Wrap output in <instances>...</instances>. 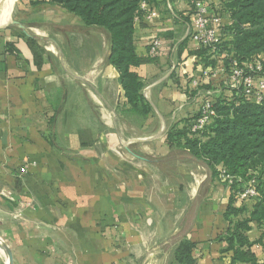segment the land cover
Masks as SVG:
<instances>
[{"label":"crops","instance_id":"0c3cea01","mask_svg":"<svg viewBox=\"0 0 264 264\" xmlns=\"http://www.w3.org/2000/svg\"><path fill=\"white\" fill-rule=\"evenodd\" d=\"M168 4L179 12L184 1H160L135 27L139 55L164 42L136 68L151 107L137 136L101 31L92 41L98 30L75 15L28 0L22 28L0 27V264H231L228 187L146 130L192 117L204 96L192 81L214 69Z\"/></svg>","mask_w":264,"mask_h":264},{"label":"trees","instance_id":"16d2710c","mask_svg":"<svg viewBox=\"0 0 264 264\" xmlns=\"http://www.w3.org/2000/svg\"><path fill=\"white\" fill-rule=\"evenodd\" d=\"M28 1L31 7L59 6L79 18L85 28L101 31L108 42V61L118 71L125 103L142 116L150 112L151 107L141 93L143 83L136 68L153 62L161 51L151 56L149 43L146 54L139 55L134 32L136 26L144 24L146 10L141 8V3L154 9L163 0ZM210 5L223 14L225 22L231 21L223 28L226 39L224 37L218 46L220 52L228 54L220 61L226 70L233 63L241 66L264 53V0H211ZM179 16L184 22L189 21V16L183 13ZM186 41L178 45V51ZM196 54L205 61L211 56L215 58L206 48H200ZM215 61L211 58L210 64L214 67ZM259 78L260 75L254 76V79ZM214 79L203 82L199 88L213 90L219 86L212 105L215 116L201 131L192 132L198 109L192 117L180 121L181 126L179 123L171 125L164 137L170 147L187 152L206 166L211 180L228 187L230 196L224 212L228 226L221 240L231 252V264H264V261L259 262V254L254 250V246H258L264 253V100L247 97L241 87L228 89L223 75L217 81ZM247 187L254 189L255 196L241 199L240 194ZM253 230L255 237L251 240L249 233Z\"/></svg>","mask_w":264,"mask_h":264},{"label":"built area","instance_id":"2783aa9c","mask_svg":"<svg viewBox=\"0 0 264 264\" xmlns=\"http://www.w3.org/2000/svg\"><path fill=\"white\" fill-rule=\"evenodd\" d=\"M184 6L175 12L172 6L168 4V9L172 13V19L181 21L185 26V37L197 44L196 49L206 48L209 54H214L217 64L214 69L207 68L202 72V78L205 82L210 81L211 76L217 74L223 75L224 85L228 89H239L249 98L255 101L264 100V53L253 57L252 61L244 62L241 66H236L234 63L226 70L221 59L228 57V54L221 51L218 47L224 40L225 35L222 33L223 28L230 25L231 21L225 22L223 14L215 11L210 5L211 0H182ZM141 8L146 10L144 18L151 20L154 18L155 9H149L148 4L141 3ZM179 13L189 16V21L181 20ZM226 39V37H225ZM163 46V41L160 37L155 36L150 41L149 54L151 56L157 54ZM222 50V49H221ZM211 58H213L211 56ZM260 75L259 79H254V76ZM204 81L193 79L192 85L198 88ZM256 84V86L254 85ZM219 86L211 90H202L204 98L199 105V115L191 125L192 132L201 131L204 126L215 116L212 108L215 94L219 93ZM223 172V171H222ZM224 173V172H223ZM255 191L252 187H247L241 194V199L254 197Z\"/></svg>","mask_w":264,"mask_h":264},{"label":"rangeland","instance_id":"374dc122","mask_svg":"<svg viewBox=\"0 0 264 264\" xmlns=\"http://www.w3.org/2000/svg\"><path fill=\"white\" fill-rule=\"evenodd\" d=\"M19 1L20 0H15L14 1L13 7H12L11 12H10V15H8V17H9L8 20L14 21L15 20V17H18L19 16L18 15V10H17V7H19ZM12 26H14V25H12ZM0 30H1V28H0ZM99 33H100V31H98V32H92L90 35H88V38L90 37L91 40L93 41V38H95V35L98 36ZM103 38H106L104 34H103ZM92 41H90V43H92ZM104 49H105V47H104ZM162 50H163V48L160 51H162ZM168 51H170V49ZM175 52H177V48H176ZM199 90H201L200 92H202V93H204L202 90L205 91L204 88H199ZM203 98H204V96H203ZM203 98H202V100H203ZM130 114L133 115L130 118H131V122L136 127V129L134 130V134H136V136H137V134H139V132L142 131L141 129L139 130V128H138V125L140 124V120L142 119V115H140L137 112H131ZM146 116H143V117H146ZM146 130H148L149 132H151L153 134H156L159 131V133L162 136H164L165 133H166V128L160 129L158 127V125H156V120L155 119H152V121L150 123V126H148V129H146ZM123 134H124V136H130L131 132L129 131V134H128L127 132L124 131Z\"/></svg>","mask_w":264,"mask_h":264},{"label":"bare ground","instance_id":"6f19581e","mask_svg":"<svg viewBox=\"0 0 264 264\" xmlns=\"http://www.w3.org/2000/svg\"><path fill=\"white\" fill-rule=\"evenodd\" d=\"M15 0H0V27L10 22V15Z\"/></svg>","mask_w":264,"mask_h":264},{"label":"water","instance_id":"95a60500","mask_svg":"<svg viewBox=\"0 0 264 264\" xmlns=\"http://www.w3.org/2000/svg\"><path fill=\"white\" fill-rule=\"evenodd\" d=\"M11 25H18L21 28L23 27L22 25L18 24L17 21L14 20V21L8 22L7 24H4L3 26H1V28H5V27L11 26ZM6 257L8 258L7 254H6Z\"/></svg>","mask_w":264,"mask_h":264}]
</instances>
